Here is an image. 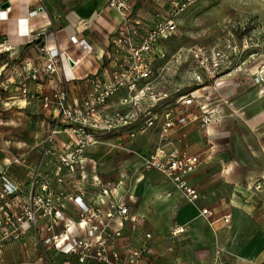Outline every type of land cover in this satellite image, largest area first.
Returning <instances> with one entry per match:
<instances>
[{
    "label": "crops",
    "instance_id": "1",
    "mask_svg": "<svg viewBox=\"0 0 264 264\" xmlns=\"http://www.w3.org/2000/svg\"><path fill=\"white\" fill-rule=\"evenodd\" d=\"M136 1L133 19L148 26L163 18L166 14L164 7L172 3L169 1V4L163 5L162 0H151L153 6L144 12L135 8ZM5 3L8 6L2 8ZM106 3L107 0H0V41L8 49L2 53L15 57L17 63L12 72H15L18 83L22 82L16 73L19 66L42 63L44 55L40 47L47 44L56 47L62 54L61 69L57 76L41 79L37 83L27 81L29 89L46 94L59 88L58 80L61 79L68 90L69 102L80 103L91 89L85 77L108 75L109 64L105 54L119 18L107 8ZM71 36H76L75 44L71 43ZM36 37L39 43H32ZM65 57L71 58L75 65H68ZM126 96L122 91L113 97L108 110L123 105ZM8 99L19 105L21 101L26 104L19 97L2 99L0 96V194L3 180L13 185L21 182L14 176L16 170L9 171L14 160L3 159V142L17 149L21 144L26 147L25 150L34 151L36 147L34 139L20 141L17 137H10V141H3V127H10V134L15 135L13 129L17 128L21 114L20 109L7 112V106L3 104ZM211 109L216 111L221 122L205 127L199 114L192 111L187 115V123L169 132L170 140L166 147L167 150L174 149L200 158L199 168L188 176V182L199 193V199L194 204L188 203L182 193L157 171L136 174L141 168L140 160L150 155L158 143L153 148L147 144L137 145L134 148L138 152L134 153L129 150L133 140L127 139L132 135L128 127L98 135L95 147H104L113 158L122 155L117 161V173L102 178L117 185L114 201L122 198L138 220L133 231L128 223L124 226L119 242L134 248L149 245L155 254L150 256L148 264H218L214 260L215 244L223 249L221 259L226 264H264V218L260 226H246L240 232L236 228L231 246L238 242L240 247H235L233 253L226 247L229 233L225 228L229 226L216 225L214 235L207 221L199 215L202 209H209L215 218L230 215L231 225L236 213L234 206L240 207L244 199L254 195L252 187L264 191V83L256 80V84L248 90L228 96ZM48 112L54 118L57 115L53 109ZM125 152H133L135 156L124 155ZM102 160L100 157L98 162ZM29 165L27 159L26 166ZM84 202L87 203L88 199ZM246 209L251 212L253 208L248 206ZM78 211L74 207L65 213L76 220ZM176 226H183L184 232L172 237L170 231ZM61 227L56 229L59 231ZM146 233L152 236L147 241L144 238ZM46 235L26 229L20 241L8 242L0 247V264H65L66 260L79 264L73 257L63 256L52 247L44 246L42 239ZM232 255L233 258H229Z\"/></svg>",
    "mask_w": 264,
    "mask_h": 264
},
{
    "label": "rangeland",
    "instance_id": "2",
    "mask_svg": "<svg viewBox=\"0 0 264 264\" xmlns=\"http://www.w3.org/2000/svg\"><path fill=\"white\" fill-rule=\"evenodd\" d=\"M162 1L163 5L172 2L164 7L167 15L160 14L163 18H172L177 31L172 37L159 43V58L152 66L151 81L154 99L164 95L166 97L157 103H127L109 109L113 111L110 113L137 112L136 119L128 126L132 135L127 138L133 140L129 150L134 153L138 152L134 148L137 145L147 144L153 148L156 143L159 144L166 113H170L176 123L167 132L166 143L170 140V131L187 123L188 114L193 111L200 115L198 109L180 101L181 97L189 94L206 96L207 101H198L202 104L208 103L211 108L218 106L228 96L248 90L252 84H256V80L264 83V0ZM174 5H177V9ZM150 6H153L151 0H137L135 8L146 12ZM1 53L0 68L3 69L0 73V96L2 99L19 97L21 101V85L15 72H12L17 61L8 54L1 57ZM19 68L21 70L22 66ZM27 88L29 97H41L43 94L29 89V85ZM123 93L127 95L126 92ZM14 94L18 96H13ZM13 102L15 101L8 99L7 112L20 109L21 114L18 116L17 128L13 129L15 135L10 134V127H3V141L17 137L20 141L34 139L36 144L32 151L25 150L26 147L22 144L19 145L20 149H17L10 143L3 142V159L14 160V169L10 167L9 171L16 170L14 176L18 177V182L21 181L18 185L15 184L18 188L17 195L26 197L30 194H41L44 186L46 192L61 198L76 195L81 190L93 192L98 187L92 183L93 177L105 183L102 177L117 173V161L122 155L113 158L104 147L86 145L83 135L64 132L68 126L57 122L56 117L48 112L50 110L43 109L42 103L36 98H26L27 105L22 101L20 105ZM148 111V116L156 114L157 120L151 128L141 132L139 128ZM52 129L60 132L52 135ZM164 143L165 141L161 140V144ZM134 153L125 152L124 155L135 156ZM100 157L103 158L102 162H98ZM27 159L29 166H26ZM140 161L141 168L136 174L145 172L142 167L143 160ZM252 189L254 195L244 199L240 207L234 206L236 213L233 214L232 223L225 228L229 233L226 237V247L233 253L235 247H240L238 242L231 246L236 228L239 229L237 232H240L246 226H260L264 218V191L256 186ZM248 206L253 208L251 212L247 211ZM74 207V204L68 202L66 210ZM130 230L135 228L131 226ZM229 258H233V255Z\"/></svg>",
    "mask_w": 264,
    "mask_h": 264
},
{
    "label": "built area",
    "instance_id": "3",
    "mask_svg": "<svg viewBox=\"0 0 264 264\" xmlns=\"http://www.w3.org/2000/svg\"><path fill=\"white\" fill-rule=\"evenodd\" d=\"M134 1L107 0V8L113 10L119 18L105 54L109 64L108 75L86 76L84 80L91 89L80 103L69 102L68 90L63 86L61 79L58 80L60 87L53 89L49 94H42L41 97L31 94L28 96L27 81L37 83L41 79L59 74L62 54L56 47L42 44L40 51L44 55L43 62L25 65L16 72L22 78L19 96L24 101L26 98H36L42 103L43 109L55 110L56 121L68 126L64 132L83 135L86 145L96 144L99 134L127 128L131 121L136 119L137 112L108 113V102L120 92L127 93L123 104L157 103L166 97L164 95L154 99L151 69L159 58V43L172 37L177 28L172 18L159 19L151 26L136 22L133 19ZM174 6L177 9V5ZM70 41L75 44L76 36H71ZM3 51L8 49L4 42H0V53ZM65 62L75 65L69 57H65ZM199 99L207 101L206 96L198 97L192 94L181 97L180 101L200 111L199 118L203 126L221 122L216 111L209 108L208 103H200ZM148 115L150 112L144 116L146 119L139 128L141 132L151 128L157 120L156 114ZM170 115H164L161 130V140L165 143L161 144L160 140L154 151L143 159L142 167L144 171L160 173L182 193L188 203L194 204L199 199V193L188 182V176L199 168L200 158L166 149L169 142L166 143L165 136L176 124ZM59 132L56 129L51 130L52 135ZM92 179V183L98 186L93 192L81 190L76 195L61 198L46 192L44 186L41 194H30L27 199L16 194L18 188L15 185L3 180L0 194V202H3L0 205V247L8 242L20 241L29 228L38 234L46 233L42 239L44 246L52 247L63 256L73 257L79 264H148L150 256L155 254L149 245L143 244L134 248L119 242L124 226L127 223L133 227L137 226L138 220L122 198L114 201L117 185L113 182L102 183L94 177ZM85 199H88L87 203L84 202ZM68 202L79 210L76 220L65 213ZM199 215L207 221L214 235L216 225H230V215L215 218L209 209L200 210ZM60 226L62 227L58 231L56 228ZM183 232V226H176L172 228L170 235L177 237ZM151 237L149 233L144 235L146 241ZM222 254L223 249L215 244L214 260L218 264H226L221 259ZM65 264L71 262L66 260Z\"/></svg>",
    "mask_w": 264,
    "mask_h": 264
},
{
    "label": "trees",
    "instance_id": "4",
    "mask_svg": "<svg viewBox=\"0 0 264 264\" xmlns=\"http://www.w3.org/2000/svg\"><path fill=\"white\" fill-rule=\"evenodd\" d=\"M1 42V41H0ZM34 42H37V43H39V38H37V40H35V41H33L32 43H34ZM2 55H1V57L2 56H4L5 54H6V52L5 53H1Z\"/></svg>",
    "mask_w": 264,
    "mask_h": 264
},
{
    "label": "water",
    "instance_id": "5",
    "mask_svg": "<svg viewBox=\"0 0 264 264\" xmlns=\"http://www.w3.org/2000/svg\"><path fill=\"white\" fill-rule=\"evenodd\" d=\"M7 6H8V4L5 3V4H3L2 8H5V7H7Z\"/></svg>",
    "mask_w": 264,
    "mask_h": 264
}]
</instances>
